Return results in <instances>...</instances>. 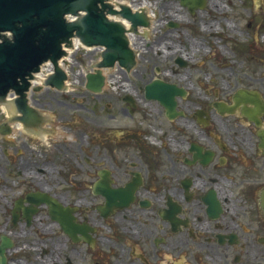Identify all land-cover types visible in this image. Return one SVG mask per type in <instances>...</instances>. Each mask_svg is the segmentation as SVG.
Instances as JSON below:
<instances>
[{
    "label": "flooded vegetation",
    "instance_id": "obj_1",
    "mask_svg": "<svg viewBox=\"0 0 264 264\" xmlns=\"http://www.w3.org/2000/svg\"><path fill=\"white\" fill-rule=\"evenodd\" d=\"M206 3L168 0L164 23L159 6L150 28L164 35H136L134 48L144 41L150 55L180 68L154 63L134 96L118 83L116 126L87 129L79 153L69 142L61 147L62 122L68 130L73 118L68 87L30 84L21 114L9 94L11 109L0 111V236L11 238L10 264L21 260L11 251L24 247L15 237L35 222V264H264V94L229 84L219 96V86L199 79L204 93L188 99L186 60L200 48L179 30L189 20L179 10L201 15ZM156 81L163 84L147 96L146 83ZM252 90L261 102L236 95ZM38 193L59 206L35 205Z\"/></svg>",
    "mask_w": 264,
    "mask_h": 264
},
{
    "label": "rangeland",
    "instance_id": "obj_2",
    "mask_svg": "<svg viewBox=\"0 0 264 264\" xmlns=\"http://www.w3.org/2000/svg\"><path fill=\"white\" fill-rule=\"evenodd\" d=\"M144 1L149 3L150 8L155 9L156 17H159L158 14L162 6L160 16L163 17V23L168 20V15L163 11L164 6L168 4V0H136V4ZM206 2L207 11H202L204 13L201 15L196 10L194 14L187 13L186 9L179 10L180 13L185 12L188 15L187 19L189 18L188 22L186 21L188 25H182L179 30L190 41H196L197 44L193 42L194 46L200 48V53L191 54L192 58L186 60L185 72L188 74L186 84L190 88L188 99L199 98L200 89L204 93L202 87H197L200 85L199 79H202L204 84L214 83L215 86H219V96L224 94L220 85L228 86L229 84L231 88L235 84L246 85L259 89L264 94V0H214V3L211 0H206ZM213 6H216V8L214 9ZM176 22L175 20L172 21L170 26L175 28L177 26ZM162 35L164 33L150 28L147 34L138 37L146 41L149 38L152 40ZM144 41L142 43L138 42V48L136 49L139 56L136 57L133 70L126 75L121 70L111 72L109 77L106 76L108 81L106 87L98 93L82 88L84 74L92 70L93 61L96 62L99 57L98 53L79 48L71 55V59L68 61L70 71L68 89L70 90L66 94L71 95L72 107L68 108L66 112L71 115L72 110L73 118L71 121L72 126H69L70 129L68 130L62 122V148L66 147L67 142H69L79 153L80 150L85 149L86 141L91 139L86 135L87 129L95 132L100 131L106 124L116 126L117 116H119L117 111L119 89L116 87L119 85L118 83L128 84L126 88L129 87V91L121 92L131 93L134 96L140 94L136 91V86L147 80L152 72H155L153 68L156 65L154 63L166 69L170 66L180 68L178 65L172 64V59H161L159 56L150 55L145 50L148 48L145 47ZM184 44L187 47L185 41ZM207 49L209 52H206ZM200 69L204 70L205 74L209 72L210 76L199 77L202 74ZM166 77L169 79L175 78V76L169 74ZM226 88L229 89V86ZM213 89V87L209 89V95H204V98L211 99ZM106 102L110 105L107 106ZM140 105V107L148 106ZM61 113H65L63 107ZM1 117L2 114H0ZM65 137H70V140L65 139ZM5 144V139H0V149H3ZM40 218L42 217L40 216ZM3 220H0V222H3ZM35 223L40 226V223ZM37 225L34 228L26 226V234L15 237L19 239L18 244L24 246L21 249L12 250L8 255V257L21 258L20 261L19 259L14 261L16 264L36 263V250L32 249V246L36 244L35 241L39 234L37 233Z\"/></svg>",
    "mask_w": 264,
    "mask_h": 264
},
{
    "label": "water",
    "instance_id": "obj_3",
    "mask_svg": "<svg viewBox=\"0 0 264 264\" xmlns=\"http://www.w3.org/2000/svg\"><path fill=\"white\" fill-rule=\"evenodd\" d=\"M186 1L190 4L197 3V0ZM140 9L146 10V7ZM66 14L76 15L77 18L67 21ZM106 14L124 18L133 30L137 25L146 26L147 18L149 19L143 12H132L125 5L114 9L104 0H0V101L4 100L9 89H13L18 94V110H25L23 95L28 86V78L46 59L54 64V74L47 82L60 86L63 72L56 60L64 53L61 43L69 42L73 35L84 45L105 47L98 66H111L115 61L129 66L133 62V53L127 47L126 29L121 21L109 19ZM4 32H8L10 36H6ZM95 63L93 61V66ZM84 82L85 77L82 88H85ZM102 83L100 69L86 74V87L89 89L98 91ZM152 84L148 83L146 86L148 96H154L150 95ZM172 95L173 92L170 97ZM240 96H243L240 99L258 102L257 95L254 97L243 92ZM3 104L11 108L6 102ZM43 199L51 208L54 203L59 206L52 198H40V201ZM7 246V238L2 237L0 264H7L4 255Z\"/></svg>",
    "mask_w": 264,
    "mask_h": 264
},
{
    "label": "bare ground",
    "instance_id": "obj_4",
    "mask_svg": "<svg viewBox=\"0 0 264 264\" xmlns=\"http://www.w3.org/2000/svg\"><path fill=\"white\" fill-rule=\"evenodd\" d=\"M212 1V3H214V0H211ZM149 3H147V2H144L142 5H140V6H138L139 8H143V7H146V10H145V14L147 15V17H149V21H150V23H152V19L155 17V13H154V10H150L149 9V5H148ZM221 7H223V6H221ZM225 9V8H224ZM151 27V26H150ZM139 29L142 31V33H144V32H147L148 30H149V26L146 28V27H139ZM135 34H130V36H129V39H130V43H131V45H133L134 46V42H133V40H137L138 38L137 37H135L134 36ZM136 43V42H135ZM72 49V48H71ZM102 71H103V73H105V74H107V75H109V72H112L113 70L111 69V68H106V69H102ZM125 85H127V84H125V83H122L121 84V88H122V86H125ZM4 107V106H3ZM6 107V109L8 110V109H11L10 107H7V106H5ZM18 124H20V123H18Z\"/></svg>",
    "mask_w": 264,
    "mask_h": 264
}]
</instances>
